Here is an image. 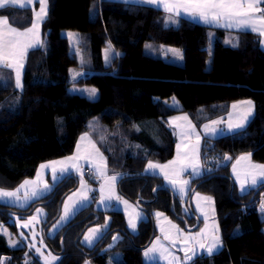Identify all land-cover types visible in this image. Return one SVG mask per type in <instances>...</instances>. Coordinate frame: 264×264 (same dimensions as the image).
I'll use <instances>...</instances> for the list:
<instances>
[{"label":"trees","instance_id":"trees-1","mask_svg":"<svg viewBox=\"0 0 264 264\" xmlns=\"http://www.w3.org/2000/svg\"><path fill=\"white\" fill-rule=\"evenodd\" d=\"M47 2L43 45L27 55L21 91L13 73L0 68V189L13 190L32 179L39 165L69 157L80 136L87 135L108 172L120 176L119 196L147 216L131 235L121 212H96L92 205L82 209L52 239L44 237L49 251L62 257L59 264H144L142 252L156 235L154 212L184 218L181 224L193 226V218L180 211L179 199L159 177L145 174V166L174 157L176 140L167 118L185 113L200 129L242 100L254 103L252 119L242 131L202 139L205 173L190 188V193L213 199L221 249L186 264H264V219L259 217L264 183L238 195L229 175L231 164L223 165L224 158L233 161L242 154L264 165V52L259 37L172 18L138 3ZM0 16L21 30L32 23L26 10L3 8ZM63 31L77 34L81 61ZM107 45L114 56L104 64ZM169 51L175 52V60L168 59ZM72 86L94 89L96 98L72 94ZM76 188L77 178H66L26 209L0 204V227L15 231L14 219H25L43 206L47 232L59 217L62 201ZM105 218L108 228L99 241L92 248L79 245L85 229ZM115 232L121 238L105 250ZM115 253H120L119 260ZM0 264L42 263L25 247L9 248L0 234Z\"/></svg>","mask_w":264,"mask_h":264},{"label":"crops","instance_id":"crops-1","mask_svg":"<svg viewBox=\"0 0 264 264\" xmlns=\"http://www.w3.org/2000/svg\"><path fill=\"white\" fill-rule=\"evenodd\" d=\"M46 1L0 0V10L5 7L22 9L28 8L35 3H44L45 9H40L39 13L35 12L33 14V24L29 28L36 32L38 24H36L35 20L39 16L41 17L40 23H42L47 16ZM111 1L144 4L201 26L250 33L259 37V47L264 52V7L261 6V0H200V6L196 5L193 0ZM194 3L195 5H193ZM186 8L187 11L184 10ZM20 32L22 31L9 26L7 20L0 17V60L3 61V67L5 66L6 69L13 73L15 87L18 91H21L22 74L27 55L30 51L40 47L35 43L32 46L31 41L28 43L22 41L19 35ZM170 105L175 109L180 108L176 102H172ZM253 115L254 103L250 100H242L232 103L224 117L206 123L200 129H197L192 124L185 113L167 118V124L175 135L176 140L174 157L167 163H148L145 166L144 173L159 177L163 186L173 192L172 194H175L176 197H178L177 193L187 195L186 206L189 212L192 211L200 220L193 219L194 225L201 229L204 223L208 224L207 222H209L210 233H198L199 230L182 232V230L177 228V233L180 237L174 247H169L167 243L160 241L163 244L162 246L159 243L156 244L159 251L149 252L151 249L149 247L142 252L143 259L145 255L146 258H150V263L148 264H186L198 256H211L221 249V241L220 247L217 246L216 242V238H220V230L218 222L215 220L213 199L198 192L191 194L190 188L192 182L201 179L205 173L200 161L202 139L204 137L219 138L242 131ZM148 166L152 167V171L147 169ZM79 174L87 178L91 186H95V180H99L98 186H101L99 188V196L96 198L93 196L94 193H97L98 187L85 186L79 183ZM229 175L235 187L239 189L238 193L244 195L264 183V165L254 163L249 154H242L233 160ZM44 177L45 180L43 179ZM71 177L77 178V188L62 201L59 217L45 232L44 237L52 239L79 211L90 205L96 212H121L124 216L128 233L131 235L137 233L139 223L146 220L145 213L135 204L119 196L117 185L120 176L108 172L104 157L87 135L80 136L73 154L69 157L39 165L32 179L23 181L13 190L0 189V204L21 210L26 209L35 201L49 195L60 181ZM83 187L86 188L81 190ZM84 190L85 193H83ZM188 200L189 205H187ZM129 205L137 208H132ZM154 214L153 219L155 217L160 221H167L165 219L166 215L162 213L159 214L163 216ZM105 221L108 228L109 219ZM176 225L174 226L176 227ZM4 228L6 227H0V234L6 239L9 248L20 249L25 247L15 239V234L11 236V233H9L10 238L7 237V234H5L6 230L3 232ZM157 240H159V237L156 234L149 245L151 246ZM10 241L14 242V247L11 246ZM82 247L85 246L82 245ZM144 253L145 255H143ZM61 261L62 257L58 259L57 264ZM83 264L90 263L84 261Z\"/></svg>","mask_w":264,"mask_h":264},{"label":"rangeland","instance_id":"rangeland-1","mask_svg":"<svg viewBox=\"0 0 264 264\" xmlns=\"http://www.w3.org/2000/svg\"><path fill=\"white\" fill-rule=\"evenodd\" d=\"M124 1H129V0H124ZM193 2H196V5L200 6V0H193ZM193 5H195V3ZM5 8H11V7H5ZM40 9H45V4L44 3L43 4L41 2L40 3H35V4H32L31 6H29L28 8H22V9L19 8L18 10H26V11H29L31 13V16H32L31 26H32L33 18H34L33 14L35 12L39 13ZM184 10L187 11V8L184 9ZM47 12H48V2H47ZM169 16H171V15H169ZM0 17H2V16H0ZM171 17L172 18H177L176 16H171ZM3 18H5V17H3ZM40 18L41 17L38 16L37 20H35L36 24H38L37 25L38 27H36L37 28L36 32H33L32 29L31 30L29 29L31 26L26 28V29H28L27 32H25L26 29H22L21 30V29L13 27V28H15L17 30L22 31V32L19 33V35L21 36V40L22 41H26V43L31 41L32 42V46H34L33 43L37 44L38 46H42L43 45V39H42V33H41V25L43 24V22L45 20L42 23H40ZM7 23L9 24L8 21H7ZM9 26H11V25L9 24ZM61 34L64 37H67L69 39L71 51L75 52V54H77V57H78L79 61H81V57H79L78 51L76 49V44L78 42L77 34H75V32H73V31H63ZM115 54H117V53H115ZM113 56H114V52L112 51L110 45H107V47L103 50V61H104V64H108L109 60ZM176 58L177 57H176L174 51H169L168 52V59L175 60ZM2 62L3 61L0 60V65H1L0 68H6L5 66L3 67ZM84 76H85V74L82 73L80 77L82 78ZM14 84H15V82H14ZM69 92L72 93V94H78V95L87 97L89 99H94V98H96V95H97V93H96V91L94 89L76 87V86L75 87L74 86L70 87L69 88ZM227 163H228V165H230V164L233 163V161H231V159H229V158H224L223 165H225ZM230 167H231V165L229 166V173H230ZM151 168L152 167H150V166L147 167V169L152 171ZM78 177H79V183H81V185H85V186L89 185V186H91V184L88 182L87 178H85L84 176L82 177V175H80V174L78 175ZM43 179L45 180V177ZM95 181H96V185L95 186L92 185V186L93 187H98V188H97V193H94V195H93L94 198H96L97 196L100 195L99 188H101V186H98L99 180H95ZM84 188H86V187H83L81 190H83ZM165 188L168 189L167 187H165ZM235 190H236V193L238 195H240L238 193L239 189L236 188ZM83 193H85V190L83 191ZM177 194H178L177 198L179 199L180 211L183 212L186 215L185 218H187V219H192L193 218L194 220L198 221L199 219L195 216L194 213H192V211L189 212V210H188V208L186 206V197H187V195L179 194V193H177ZM91 198H92V195H91ZM129 206H131L132 208H137V207H133V205H129ZM155 214H157L158 216H163V215H160L159 213H155ZM45 215L46 214H45V210H44L43 206L35 207L34 210H33V213L31 215H29L28 217H26L25 219H14L13 220V225L15 226V229H16L15 231H10L7 228H4L3 232H5V230H6L5 234H7V237L10 236L9 233H11V236H14V234H15V236H16L15 239L17 241H19L22 246H25L28 251L32 252L33 255L38 257L42 264H57L58 259L60 258V256L50 252L47 249V246H46V244L44 242L45 229L43 228V223L45 222ZM259 217H260L261 220L264 219V202L262 203V212L259 215ZM146 218H147V216H146ZM106 219L107 218H105V220ZM165 219L167 221L163 222V221H160L159 219L154 217L155 231H156V234L159 237V240L155 241V243H152L151 246L149 245L146 248V249H148L149 247L151 248L149 250V252L158 250L159 248L157 247L156 244L159 243L161 246L163 245L162 243H160V241L167 243V245H169V247H174V244L179 241V237H180L178 235V233H177L178 232L177 228L182 230V232L196 231V230L198 231L199 230L198 233L199 232H204L205 234L210 233V228L208 226L209 222H207L208 224L204 223L202 228L199 229L200 227L195 226L194 222H193V226L191 224H181L180 219H184V218H181V217H180V219H174V218H171L169 216H165ZM172 222L177 224L176 227L174 226L175 224H173ZM106 229H107V222L106 221L103 222V223H100V224H94V225L89 226L88 228L85 229V231L83 232V234L79 238V244L81 246L83 245L85 247L92 248L99 241V239L102 237V235L105 233ZM121 236H122L121 233H117V232L112 233V235L109 238V241L106 243L105 250L111 249L116 244V242L121 238ZM216 242H217V246L220 247V238H216ZM10 244H11V246L14 247V242L10 241ZM143 255H145V253ZM113 257H114V259H118V260L121 258L120 257V253H115V256H113ZM143 260H144V264L150 263L149 262L150 258H148V257L146 258V255H145Z\"/></svg>","mask_w":264,"mask_h":264},{"label":"water","instance_id":"water-1","mask_svg":"<svg viewBox=\"0 0 264 264\" xmlns=\"http://www.w3.org/2000/svg\"><path fill=\"white\" fill-rule=\"evenodd\" d=\"M193 193V191H191V194ZM187 205H189V200H188V204ZM170 210L172 211V206H171V208H170ZM181 220H183V219H181ZM197 226V225H196ZM81 236V235H80ZM62 240H63V237L61 238V243H62Z\"/></svg>","mask_w":264,"mask_h":264}]
</instances>
